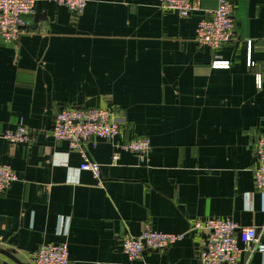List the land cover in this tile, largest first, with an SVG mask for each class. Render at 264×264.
I'll return each mask as SVG.
<instances>
[{
    "label": "crops",
    "instance_id": "1",
    "mask_svg": "<svg viewBox=\"0 0 264 264\" xmlns=\"http://www.w3.org/2000/svg\"><path fill=\"white\" fill-rule=\"evenodd\" d=\"M232 4L235 39L218 51L196 42L218 0L184 19L159 0H90L81 15L37 0L19 41L0 39V165L18 175L0 196L1 251L32 264L41 246L66 243L69 264H201L207 232L188 231L223 219L261 234V251L237 264H264V194L254 183L264 0ZM65 108H104L120 121L116 139L84 145L103 187L80 169V152L52 136ZM20 126L27 142L4 139ZM139 137L151 140L146 157L116 148ZM147 224L187 237L130 261L122 240ZM0 264L16 263L0 253Z\"/></svg>",
    "mask_w": 264,
    "mask_h": 264
},
{
    "label": "built area",
    "instance_id": "2",
    "mask_svg": "<svg viewBox=\"0 0 264 264\" xmlns=\"http://www.w3.org/2000/svg\"><path fill=\"white\" fill-rule=\"evenodd\" d=\"M57 6L81 15L90 0H49ZM162 9L172 10L184 19L202 10V0H159ZM37 0H0V39L15 44L25 33V17L36 13ZM235 22L232 0H218L217 7L210 12V18L201 20L196 28V42L202 48L218 51L235 39ZM251 47V43H250ZM248 66H254L249 60ZM213 67L227 69L229 62L216 61ZM258 78L260 76L258 75ZM120 121L104 108L77 109L65 108L59 111L51 130L57 142H66L71 150L79 151L82 157L80 169L89 171L100 187H103L101 167L91 161L84 151V145L93 138L114 140L120 134ZM11 144L28 141V131L20 126L8 130L3 135ZM133 154L146 157L151 151V140L146 137L135 138L120 146ZM257 169L254 183L256 189L264 194V134L255 145ZM119 158L117 152L113 159ZM18 181V175L9 165H0V196ZM207 232V239L198 260L201 264H237L244 254L249 261L257 251H261V234L253 227H241L232 220L209 219L196 221L189 234ZM187 233L167 234L145 225L139 236L126 235L122 240V250L130 261L140 259L147 250L165 251L183 241ZM32 264H69V250L66 243L44 245L31 256Z\"/></svg>",
    "mask_w": 264,
    "mask_h": 264
},
{
    "label": "water",
    "instance_id": "3",
    "mask_svg": "<svg viewBox=\"0 0 264 264\" xmlns=\"http://www.w3.org/2000/svg\"><path fill=\"white\" fill-rule=\"evenodd\" d=\"M0 253H2V254H4V255H6V256H8L11 260H13L16 264H22L16 257H14L12 254H9V253H7V252H5V251H1L0 250Z\"/></svg>",
    "mask_w": 264,
    "mask_h": 264
}]
</instances>
